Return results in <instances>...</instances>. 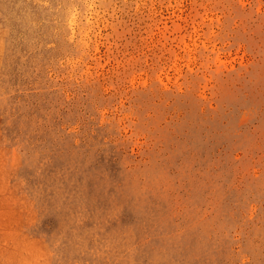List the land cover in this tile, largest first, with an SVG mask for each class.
<instances>
[{"label": "rangeland", "instance_id": "1", "mask_svg": "<svg viewBox=\"0 0 264 264\" xmlns=\"http://www.w3.org/2000/svg\"><path fill=\"white\" fill-rule=\"evenodd\" d=\"M0 264H264V0H0Z\"/></svg>", "mask_w": 264, "mask_h": 264}, {"label": "bare ground", "instance_id": "2", "mask_svg": "<svg viewBox=\"0 0 264 264\" xmlns=\"http://www.w3.org/2000/svg\"><path fill=\"white\" fill-rule=\"evenodd\" d=\"M3 46V45H2Z\"/></svg>", "mask_w": 264, "mask_h": 264}]
</instances>
